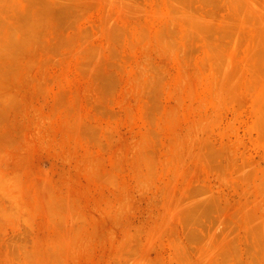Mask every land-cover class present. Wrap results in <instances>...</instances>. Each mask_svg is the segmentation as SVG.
I'll return each instance as SVG.
<instances>
[{"label":"rangeland","instance_id":"374dc122","mask_svg":"<svg viewBox=\"0 0 264 264\" xmlns=\"http://www.w3.org/2000/svg\"><path fill=\"white\" fill-rule=\"evenodd\" d=\"M0 264H264V0H0Z\"/></svg>","mask_w":264,"mask_h":264}]
</instances>
